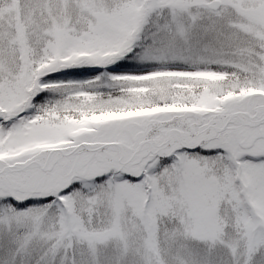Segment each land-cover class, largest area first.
Wrapping results in <instances>:
<instances>
[{
  "label": "snow or ice",
  "instance_id": "obj_1",
  "mask_svg": "<svg viewBox=\"0 0 264 264\" xmlns=\"http://www.w3.org/2000/svg\"><path fill=\"white\" fill-rule=\"evenodd\" d=\"M0 264H264V0H0Z\"/></svg>",
  "mask_w": 264,
  "mask_h": 264
}]
</instances>
